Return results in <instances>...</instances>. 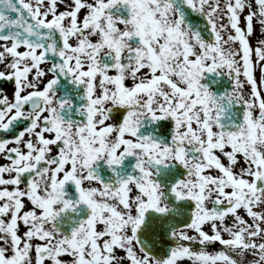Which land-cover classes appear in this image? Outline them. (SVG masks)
I'll use <instances>...</instances> for the list:
<instances>
[{
	"label": "snow or ice",
	"instance_id": "6c2138e0",
	"mask_svg": "<svg viewBox=\"0 0 264 264\" xmlns=\"http://www.w3.org/2000/svg\"><path fill=\"white\" fill-rule=\"evenodd\" d=\"M185 261L264 264V0H0V264Z\"/></svg>",
	"mask_w": 264,
	"mask_h": 264
},
{
	"label": "rangeland",
	"instance_id": "374dc122",
	"mask_svg": "<svg viewBox=\"0 0 264 264\" xmlns=\"http://www.w3.org/2000/svg\"><path fill=\"white\" fill-rule=\"evenodd\" d=\"M209 250H212V249H209Z\"/></svg>",
	"mask_w": 264,
	"mask_h": 264
}]
</instances>
